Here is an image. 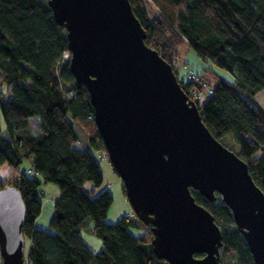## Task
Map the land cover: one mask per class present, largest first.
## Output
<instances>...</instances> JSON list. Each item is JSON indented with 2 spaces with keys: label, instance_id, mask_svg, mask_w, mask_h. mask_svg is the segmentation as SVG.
<instances>
[{
  "label": "trees",
  "instance_id": "trees-1",
  "mask_svg": "<svg viewBox=\"0 0 264 264\" xmlns=\"http://www.w3.org/2000/svg\"><path fill=\"white\" fill-rule=\"evenodd\" d=\"M129 1L146 44L177 75L187 47L232 76L178 78L192 101L204 84L211 88L204 102H195L204 124L220 142L233 136L240 146L236 155L264 192V108L256 100L264 91V0ZM69 53L67 31L57 24L49 0H0V167L8 170L5 178L0 175V190L14 187L25 200L27 264H166L153 252L151 228L136 216L106 223L114 199L104 190L98 159L109 158L90 95L71 73ZM78 129L86 138L80 148ZM27 161L32 168L23 167ZM45 184L60 191L52 232L36 228ZM192 194L222 230L221 263L256 264L220 195L211 202ZM89 220L102 241L98 253L81 234Z\"/></svg>",
  "mask_w": 264,
  "mask_h": 264
},
{
  "label": "water",
  "instance_id": "water-1",
  "mask_svg": "<svg viewBox=\"0 0 264 264\" xmlns=\"http://www.w3.org/2000/svg\"><path fill=\"white\" fill-rule=\"evenodd\" d=\"M67 31L70 70L90 95L112 168L166 264H222V230L196 202L220 195L256 264H264V192L249 166L206 127L171 64L146 44L129 0H49ZM27 210L0 190L2 264H27ZM200 256V257H198Z\"/></svg>",
  "mask_w": 264,
  "mask_h": 264
},
{
  "label": "rangeland",
  "instance_id": "rangeland-1",
  "mask_svg": "<svg viewBox=\"0 0 264 264\" xmlns=\"http://www.w3.org/2000/svg\"><path fill=\"white\" fill-rule=\"evenodd\" d=\"M177 73L179 78L188 79L189 73H195L196 76L205 77L207 80L211 81L214 78V75H218L228 80H232V76L224 70L217 68L211 62H204L197 53L189 49L187 47L183 48L180 52V56L178 58V62L176 64ZM211 69L208 71L207 69ZM257 102L264 108V91L257 95ZM78 133L80 134V145L86 146L84 144L85 135L84 133L78 129ZM221 143L228 148L229 150L238 153L240 151V146L234 141L233 136H227L224 138ZM78 144V145H79ZM96 156H98L96 154ZM99 164L101 166L102 175L104 178V190H108L113 196L114 202L108 213V217L106 219L107 224H114L122 219L127 214H132L135 216L131 205L127 200V196L123 189V183L119 176L116 174L114 169L111 166V163L105 159H98ZM24 168H29V161L25 162ZM3 171L0 170V175L3 177ZM5 175V174H4ZM87 190L92 188V184L86 185ZM41 199L46 207L44 206V218L50 215L48 214L49 209L52 210L53 202L48 201L44 195L41 196ZM93 221L89 220L85 224V226L81 230V234L84 242L95 252L98 253L103 248L102 241L93 233ZM47 232H52V230H48ZM136 235H139L141 231H135ZM26 246H28V241H26ZM0 264H2V257L0 252Z\"/></svg>",
  "mask_w": 264,
  "mask_h": 264
},
{
  "label": "crops",
  "instance_id": "crops-1",
  "mask_svg": "<svg viewBox=\"0 0 264 264\" xmlns=\"http://www.w3.org/2000/svg\"><path fill=\"white\" fill-rule=\"evenodd\" d=\"M9 94V92H8ZM36 123L35 122V127H36ZM86 143V140L84 139V144ZM81 145H78V147L80 148ZM30 163V167L27 168V169H30L32 168V163ZM0 170L3 171V178H5L8 174V170L7 168L4 166V167H0ZM44 188V197L48 200V201H52L53 202V206H54V201L55 199L59 196L60 194V191L58 189V187H56L55 185H52V184H45L43 186ZM44 206L46 207V204L43 203V208H42V213L40 215V217L37 219L36 221V228L39 229V230H43V231H48L50 230L49 229V223H50V220L54 214V210L52 208V210L49 209V212L48 214H50V211L52 212L50 215H48L46 218H44L43 214H44ZM128 215V214H127ZM102 250V249H101Z\"/></svg>",
  "mask_w": 264,
  "mask_h": 264
},
{
  "label": "built area",
  "instance_id": "built-area-1",
  "mask_svg": "<svg viewBox=\"0 0 264 264\" xmlns=\"http://www.w3.org/2000/svg\"><path fill=\"white\" fill-rule=\"evenodd\" d=\"M188 78L191 81L197 80V76L195 73H189ZM209 93L212 94L211 88L207 84H204L203 89L201 91L195 93L193 101L198 102V103H202L206 100Z\"/></svg>",
  "mask_w": 264,
  "mask_h": 264
}]
</instances>
